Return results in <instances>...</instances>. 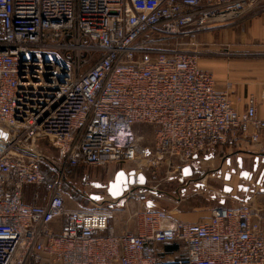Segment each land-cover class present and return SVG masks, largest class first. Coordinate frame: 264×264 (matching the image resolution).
Wrapping results in <instances>:
<instances>
[{"label": "built area", "instance_id": "1", "mask_svg": "<svg viewBox=\"0 0 264 264\" xmlns=\"http://www.w3.org/2000/svg\"><path fill=\"white\" fill-rule=\"evenodd\" d=\"M262 2L0 0V264H264V210L247 200L190 223L139 210L134 230L117 231L100 205L67 209L62 189L67 167L149 163L169 174L257 141L255 98L233 105L230 83L199 67L195 37ZM169 242L184 255L159 258Z\"/></svg>", "mask_w": 264, "mask_h": 264}, {"label": "rangeland", "instance_id": "2", "mask_svg": "<svg viewBox=\"0 0 264 264\" xmlns=\"http://www.w3.org/2000/svg\"><path fill=\"white\" fill-rule=\"evenodd\" d=\"M263 6V4L256 5L254 8L264 9ZM242 20L243 18L233 19L229 23L213 29H205L196 35L197 41L202 43L197 47L199 52L198 65L207 62L209 59L243 58L241 57L243 52L240 50L235 52L227 50L231 42L240 45V24ZM230 28L235 31L234 38L233 33L231 34V38H233L231 41L226 38ZM225 44H228V46ZM207 71L212 73L211 70ZM142 132L145 135L143 144H149L153 147L152 129L142 127ZM238 140L231 146L218 148L209 156L200 157L189 164L192 174L187 177L182 175L181 170L171 169L168 174L169 170L166 166H153L149 163L140 165L134 163H107L104 165L67 167L65 169V179L62 183L66 208L92 209L94 206L100 205L112 212V223H120V225L133 230L135 228L134 219H128V215L139 210L165 209L171 212L172 217L177 220L196 221L209 215L212 209L216 207H235L244 201L243 192L237 191V185L243 179H240L237 174V161L233 158V155L238 152L237 148H240L243 144V142L240 143L241 140ZM40 148L44 153L52 155L51 157L58 158L54 148L41 143ZM147 154H149V151H147ZM226 159H229L231 163L227 164ZM118 169L126 171L134 169L143 173L147 179L146 186L150 189L137 187L130 192L129 196L113 200L106 191L109 181L113 179ZM232 169L237 172L231 175L230 180H226V173ZM224 185L232 186V192L225 193L223 191ZM31 187L33 186L27 188L33 191ZM159 191L167 192L173 197ZM31 194L32 192L26 196L27 201H31Z\"/></svg>", "mask_w": 264, "mask_h": 264}, {"label": "crops", "instance_id": "3", "mask_svg": "<svg viewBox=\"0 0 264 264\" xmlns=\"http://www.w3.org/2000/svg\"><path fill=\"white\" fill-rule=\"evenodd\" d=\"M261 4L264 5L263 2L258 5ZM238 18H243L240 24V45L234 42H231L229 46L228 44L225 45L229 47L227 48L229 51L235 52L240 50L243 52L241 54L243 58L209 59L205 63H200L199 67L202 69L206 68L205 70H211L217 85L222 86L227 82L230 83V99L233 105L240 111L245 110L247 99L250 96L255 98L257 117L264 120V9L254 8L253 10L241 14ZM232 29L233 28L229 29V34L226 37L230 39L229 41L235 37V31ZM232 33L233 38H231ZM237 98H240V102L237 101ZM244 130L246 135L253 132L251 125H246ZM237 151L238 152L233 155V158L235 161H237L238 158H242L244 169H249V166L256 157H259L260 160H264V128L261 130L257 141H250L248 138L244 139L243 144L240 148H237ZM247 195L248 194L243 193V200H247L255 206L259 205L264 210V181L261 186H256L255 191L250 194V198L246 199ZM209 216L210 214L196 221H180L187 223L197 222ZM111 225L117 231H122L124 229V226L120 225V223L111 222ZM183 255L184 249L177 243L169 242L158 245V256L161 259L172 260L182 257Z\"/></svg>", "mask_w": 264, "mask_h": 264}, {"label": "water", "instance_id": "4", "mask_svg": "<svg viewBox=\"0 0 264 264\" xmlns=\"http://www.w3.org/2000/svg\"><path fill=\"white\" fill-rule=\"evenodd\" d=\"M231 161L228 159L227 164H230ZM237 169L238 176L240 179H243L241 183L237 185V191L248 194L247 198H250V194L255 191L256 186H261L264 181V160H260L259 157H256L249 169L243 168V160L242 158L237 159ZM183 176H190L192 174V169L190 166H185L181 169ZM237 172L235 169H232L230 172H227L225 175L226 180L231 179V175ZM146 176L138 172L137 170H124L118 169L111 181L108 183L107 194L113 200H118L122 198L127 191H132L137 187H142L144 189H150V187L146 186ZM233 190L232 186L225 185L223 187V191L225 193H231ZM165 195H170L167 192L159 191Z\"/></svg>", "mask_w": 264, "mask_h": 264}, {"label": "trees", "instance_id": "5", "mask_svg": "<svg viewBox=\"0 0 264 264\" xmlns=\"http://www.w3.org/2000/svg\"><path fill=\"white\" fill-rule=\"evenodd\" d=\"M68 168H73V167H68Z\"/></svg>", "mask_w": 264, "mask_h": 264}]
</instances>
